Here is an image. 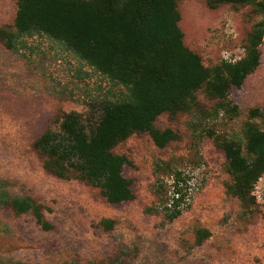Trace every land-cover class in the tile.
Returning a JSON list of instances; mask_svg holds the SVG:
<instances>
[{"label":"rangeland","instance_id":"1","mask_svg":"<svg viewBox=\"0 0 264 264\" xmlns=\"http://www.w3.org/2000/svg\"><path fill=\"white\" fill-rule=\"evenodd\" d=\"M183 45L206 68L238 61L253 27L264 16L253 6L207 7V0H175ZM260 1V0H259ZM14 0H0V28L12 26ZM33 56L24 60L0 44V181L11 197H29L48 209L51 230L43 231L31 215L0 208V264H264V174L246 211L226 194L230 178L225 158L210 135L241 140L247 124L264 131V33L260 65L228 101L237 114L217 112V102L203 90L189 113L160 115L153 127L177 137L157 149L147 134L131 136L113 149L126 161L123 176L134 200L108 204L98 189L78 181H63L42 168L33 143L47 130H58L64 114L83 116L103 101L116 102L124 90L79 65L59 45L44 37L29 41ZM157 162L192 169L187 210L172 222L145 210L154 202L153 173ZM114 223L104 231L101 221ZM196 231L209 237L195 244Z\"/></svg>","mask_w":264,"mask_h":264},{"label":"trees","instance_id":"2","mask_svg":"<svg viewBox=\"0 0 264 264\" xmlns=\"http://www.w3.org/2000/svg\"><path fill=\"white\" fill-rule=\"evenodd\" d=\"M14 1L13 25L0 28V44L7 52L29 60L34 54L29 41L44 37L71 54L79 65L124 90L121 99L103 101L87 116L64 114L57 131L49 129L33 143L44 171L56 179L98 189L110 205L134 200L132 185L123 176L126 161L112 153L114 148L143 133L157 149L176 141L171 130L159 131L153 123L162 114L189 113L200 90L217 102V112L236 115L228 94L240 89L260 65L264 21L248 35L242 59L206 68L183 45L175 0ZM220 5L253 6L264 16V0H207L211 10ZM249 118L264 119V114L251 110ZM210 137L225 158L230 178L226 194L238 200L241 209H252L254 187L264 174V131L247 124L244 144ZM191 170L155 163L154 202L145 214L159 215L167 222L180 217L191 198ZM2 207L11 208L16 215H31L43 231L52 228L43 216L48 209L29 197H11L0 181ZM100 225L110 231L114 223L103 220ZM195 237L198 246L209 233L196 231Z\"/></svg>","mask_w":264,"mask_h":264},{"label":"built area","instance_id":"3","mask_svg":"<svg viewBox=\"0 0 264 264\" xmlns=\"http://www.w3.org/2000/svg\"><path fill=\"white\" fill-rule=\"evenodd\" d=\"M239 60H240V59H239ZM239 60H238V61H239ZM238 61H236V60H234V59H233V60H232V59L230 60V59H228V58H225V63H226V64H235V63L238 62Z\"/></svg>","mask_w":264,"mask_h":264}]
</instances>
